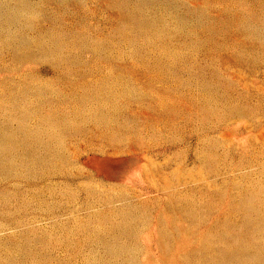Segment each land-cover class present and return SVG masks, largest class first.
Segmentation results:
<instances>
[{
	"label": "rangeland",
	"instance_id": "1",
	"mask_svg": "<svg viewBox=\"0 0 264 264\" xmlns=\"http://www.w3.org/2000/svg\"><path fill=\"white\" fill-rule=\"evenodd\" d=\"M0 264H264V0H0Z\"/></svg>",
	"mask_w": 264,
	"mask_h": 264
}]
</instances>
